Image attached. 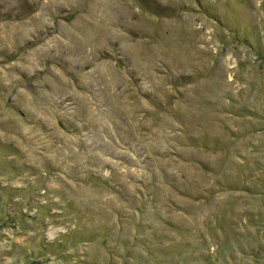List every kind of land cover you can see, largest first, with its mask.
<instances>
[{
    "label": "rangeland",
    "instance_id": "374dc122",
    "mask_svg": "<svg viewBox=\"0 0 264 264\" xmlns=\"http://www.w3.org/2000/svg\"><path fill=\"white\" fill-rule=\"evenodd\" d=\"M0 264H264V0H0Z\"/></svg>",
    "mask_w": 264,
    "mask_h": 264
}]
</instances>
